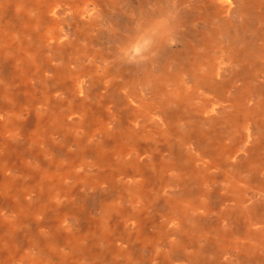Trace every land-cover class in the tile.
<instances>
[{"label":"rangeland","instance_id":"1","mask_svg":"<svg viewBox=\"0 0 264 264\" xmlns=\"http://www.w3.org/2000/svg\"><path fill=\"white\" fill-rule=\"evenodd\" d=\"M0 264H264V0H0Z\"/></svg>","mask_w":264,"mask_h":264},{"label":"clouds","instance_id":"2","mask_svg":"<svg viewBox=\"0 0 264 264\" xmlns=\"http://www.w3.org/2000/svg\"><path fill=\"white\" fill-rule=\"evenodd\" d=\"M151 44L150 38H141V42L137 45L136 51L139 52L141 49L147 48Z\"/></svg>","mask_w":264,"mask_h":264}]
</instances>
